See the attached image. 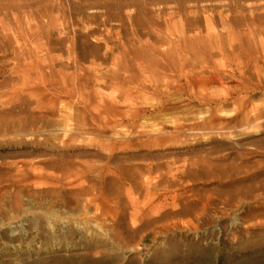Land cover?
Segmentation results:
<instances>
[{
	"label": "rangeland",
	"instance_id": "rangeland-1",
	"mask_svg": "<svg viewBox=\"0 0 264 264\" xmlns=\"http://www.w3.org/2000/svg\"><path fill=\"white\" fill-rule=\"evenodd\" d=\"M0 4L24 38L0 41V264H245L264 245V0ZM147 45L180 74L135 69Z\"/></svg>",
	"mask_w": 264,
	"mask_h": 264
},
{
	"label": "bare ground",
	"instance_id": "bare-ground-1",
	"mask_svg": "<svg viewBox=\"0 0 264 264\" xmlns=\"http://www.w3.org/2000/svg\"><path fill=\"white\" fill-rule=\"evenodd\" d=\"M19 7H20V4L12 5L10 7L0 4V12L6 13L5 12L6 9H14V8H19ZM5 17H6L5 15H3V17L0 16V41H2V42H8L9 41V40H7V38H9V35L7 32L9 31V32H12L11 36L13 34L12 39L15 42V44L19 45V47H21L19 42L24 38H22L21 36H17L16 33L11 31V27L8 25V22L4 19ZM253 21L254 20H248V18L244 19V22H246L245 25H247V26H249L248 23H253ZM26 28H28V32L31 31L32 33L33 32L35 33L37 30V26L35 27L33 25H28ZM18 29L21 30L20 27ZM169 42L173 43V45L175 44L174 48H176V46L177 47L179 46L178 45L179 43L186 42V38L185 37L177 38L176 40H172L170 38ZM176 42H177V44H176ZM32 44L35 46L36 53H38L39 50L42 49V47L39 46L37 42H35V38L32 41ZM174 48L160 49L156 46L147 45L145 49L148 51V54H144V55H142V53H141L142 51L136 50L134 52L135 60L133 63V67L135 69H137L138 71H148V70H151V68L157 67V69L169 71V72H175V74L179 75L180 74V73H178L180 71L179 61L175 60L176 52H175ZM19 52H21V50H19ZM35 55H37V54H35ZM35 55H34L33 50L29 49L24 54V59H26V58L33 59V56H35ZM50 65H51V63H50ZM32 66L35 67V63L32 60L24 63V67H26V68H30V67L32 68ZM153 66H155V67H153ZM248 67H249V64L246 62L242 66H238L232 72L211 70L210 75L208 76L207 79H210V80H212L216 83H219V84H224L228 78L234 80L236 73H239V75L244 76L248 70ZM22 68H23V66L20 69H22ZM125 69L128 70L129 68L127 67ZM19 71L20 70L17 69V73ZM256 71L258 73L264 74V65L261 67V69L256 68ZM185 77H186V79H185L186 84L189 85L190 88L193 86L195 81L202 79L200 76H196V75H185ZM176 79L177 80L174 79V83L172 85L167 86V88L165 89V93H167L168 97L174 96L175 98H180L185 92L184 84L181 81V79L179 77H177ZM154 85L149 84V85L145 86V88L152 87ZM257 87H259L260 89H264V81L259 83ZM234 92L228 93L226 96H224V99H227V98L233 96ZM176 107H177V105H174V104L172 106H168V107H167L166 103L161 104L162 110L169 109V108L170 109L176 108ZM138 111L140 113L142 110L140 109ZM21 127L22 126H19V129ZM263 210H264V208H259L258 211L249 212L248 215L252 216L254 214H259V213L261 214V211L264 212ZM242 261L245 264H264V245H262L257 251H254L253 254H249ZM172 264H189V261L186 260L185 258H179V259L173 261Z\"/></svg>",
	"mask_w": 264,
	"mask_h": 264
}]
</instances>
